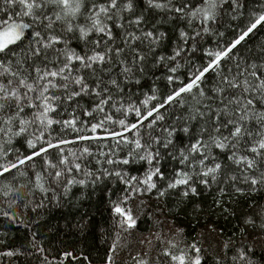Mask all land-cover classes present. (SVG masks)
<instances>
[{"label":"snow or ice","instance_id":"6c2138e0","mask_svg":"<svg viewBox=\"0 0 264 264\" xmlns=\"http://www.w3.org/2000/svg\"><path fill=\"white\" fill-rule=\"evenodd\" d=\"M232 3L234 8L241 7L239 0H232ZM221 6V0H0V161H5L0 163V177L6 178L7 173L14 169L19 171L25 165L34 167L29 162H35L39 157L43 171L33 172L34 182L41 191H47L45 177L60 182L66 173L74 169L81 171L80 163L70 162L64 155V146L108 138L115 139L117 146L132 144L134 147L118 160L111 158L116 149H110L103 154L108 157L105 164L127 165L137 162L138 158L148 165L140 179L135 176L125 179L126 173L107 168L101 172V176L115 175L125 183L127 191L124 199L114 204L118 231L105 264H116L120 234L136 227L137 218L127 206V200L133 196L155 190L157 197H163L168 190L180 188L184 197H196L201 194L198 186H203L204 190L215 186L214 207H219L223 213L229 209L224 207L221 197L229 192L245 194L264 190V46L261 55L255 58L236 60L234 51L264 25V12L251 14L247 26L240 29L239 35L226 47L207 50L205 55L210 59L204 65H193L187 83L175 76L181 66L177 58L189 56L190 51L196 50L197 37L212 32L210 25L215 24ZM171 21L177 22L181 43L171 55H163L156 49L167 39L168 33L160 31L157 25ZM180 24L185 27L180 28ZM73 40L82 42L80 51L71 46ZM12 45L18 47L12 48ZM153 57L155 65L165 67L169 73L166 77L169 84L179 81L180 86L150 108V101L156 100L157 96L146 97L141 102L146 109L142 113L135 104L125 106L121 94L126 93L125 85L140 84L139 77L145 74L147 62ZM222 62L231 63L232 67L224 71L226 64ZM209 72L220 77L211 90L213 95H208L201 87ZM84 97L95 98L90 110L85 108L83 111L85 116L94 119L95 114H101L102 118L96 119L95 123L80 120L75 107L70 119L53 117V113L59 115L73 103L80 107ZM187 98L195 104L189 108L179 128L165 127L163 138L157 136L145 140L140 135L141 126L152 128L165 119L161 109L174 101L183 106ZM112 110L122 113L124 118L114 120ZM129 113H134L138 120L128 123ZM195 120L201 122L199 134L190 137L193 141L190 144L179 147L175 141H183L177 137V131L188 134V122ZM145 121L148 123L144 124ZM109 123L116 124L120 130H109L106 128ZM54 124L77 133L88 124L92 133L102 130L105 135H78L72 140L45 139L44 132ZM30 128L40 132L35 139L28 140V146L34 151L7 160L8 151L4 145L11 143L14 137L27 134ZM129 132L131 138L127 135ZM161 149L166 150L178 165L167 178L166 187L157 186V181L166 179L160 167ZM214 149L223 154V160ZM53 150L58 155L57 160L49 159ZM92 154L88 147H83L79 155L71 153L75 160ZM20 174L27 175L26 172ZM87 174L94 177L93 182L100 179L94 173ZM71 183L83 184L84 181H65L66 186ZM0 195L13 197L9 207L24 198L19 187H0ZM249 207L255 208V203ZM0 214L13 223H23L8 212ZM243 224L245 227L238 229L244 237L239 247L233 243V237L228 236L221 241L214 257L206 255L207 249L199 241L187 245V252L174 255L171 249L177 247L176 243L165 240L159 232L155 238L168 245L163 255L175 264H208L209 260L214 264H258V248H264V207L247 216ZM179 231L182 233L183 229ZM208 231L215 232L216 229L210 224ZM220 233L223 234V229ZM249 235L251 240H248ZM31 241L40 253L44 252L35 233ZM0 243H3L2 236ZM152 243L151 238L141 241L144 249L132 257L135 264H151ZM21 254L19 249L0 251V258ZM71 255L64 254L65 258ZM44 260L47 262L46 256Z\"/></svg>","mask_w":264,"mask_h":264},{"label":"trees","instance_id":"16d2710c","mask_svg":"<svg viewBox=\"0 0 264 264\" xmlns=\"http://www.w3.org/2000/svg\"><path fill=\"white\" fill-rule=\"evenodd\" d=\"M221 2L222 6L218 9L216 22L214 25H210L212 32L204 34L202 38L197 37L196 50L190 51L189 56L184 59L177 58L181 66L175 76L184 83L188 82L193 65H204L210 59L205 55L207 50L226 47L239 35V30L247 26L251 14L264 12V0H239L241 5L239 8H234L232 0H221ZM193 26L195 27V23ZM157 27L160 31L167 32L168 36L156 51L163 55H171L181 43L177 22H161ZM184 27L183 24H180V28ZM185 30L191 31L190 29ZM191 43L192 41H189V44ZM81 44V41L73 40L71 46L80 51ZM262 46H264V25L258 27L238 46L237 50H234L237 53L235 59L260 56ZM11 47L17 48L18 46L12 45ZM222 64H226L224 71L232 67V64L228 62H222ZM168 74L165 67L155 65L154 57L150 58L145 74L139 77L140 84L125 85L126 93L121 94L124 105L135 104L140 107L143 113L146 109L141 106V102L146 97L157 96L156 100L150 101L149 108L162 101L173 89L180 86L179 81L170 85L166 78ZM105 78H107V74H105ZM219 78L213 72H209L205 76L204 82L201 84L205 93L213 95L211 90ZM94 99V97H84L80 101V107H76L73 103L67 106V111H60L59 115L56 113L52 115L59 120L70 119V113L75 107L76 115L80 120L95 123L96 119L102 118L101 114H95V119L83 114L85 108L90 110ZM194 104L195 101L191 98L185 99L183 106L174 101L166 109H161L165 113V119L158 121L152 128L141 126L140 135L145 140H151L157 136L163 138L166 136L164 128L173 126L179 128L183 117L188 115L189 108ZM26 111L28 110L26 109ZM111 114L114 120L124 118L122 113L115 110H112ZM137 120L138 117L134 113L127 115L128 123H134ZM147 123L148 121L144 122V124ZM200 124L199 120L188 122L190 128L188 134L177 131V137L183 141V143H180L179 140L175 141L177 145L183 147L185 144L193 142L190 137L199 134ZM77 126L80 127L79 123ZM106 128L120 130L116 124L111 123L107 124ZM38 135L40 132L36 128H30L27 134L14 137L11 143L5 144V150L8 151L7 160H15L17 156H27L34 151L28 146V140L35 139ZM78 135L104 136L105 133L102 130L92 133L88 124L83 126L80 133L74 132L70 128L64 129L57 124L52 125L44 132L45 139L56 137L72 140ZM127 135L129 138L132 137L131 132ZM83 147H88L93 154L75 160L71 153L79 155ZM133 147L132 144L117 146L115 139L112 138L84 140L64 146V155L68 156L70 162L80 163L81 171L74 169L71 173H66L60 182H53L51 177H45L44 188L48 189L47 191H41L34 182L33 172L43 171L39 157L35 162H29L34 167L25 165L19 171L14 169L13 172L7 173L6 178L0 177V187H19L24 197L9 207L8 203L13 197L0 195V212H8L23 221V223H13L8 217L0 214V236L3 238V243H0V251L19 249L22 253L15 257L0 258V264H105V259L109 254L108 250L116 240L115 232L118 231L116 228L117 217L113 211L114 204L120 203L127 195V191L125 183L115 175L101 176V172L107 168L109 171L116 170L126 173L125 179L131 176L140 179L148 165L138 158L137 162L127 165L105 164L104 161L108 157L103 154L108 153L110 149H116L115 155L111 158L118 160L124 158L127 153L132 151ZM213 151L223 160L222 153L215 149ZM161 157L160 167L166 179L157 181V186L166 187L167 178L173 174L178 165L166 154V150L161 149ZM49 159H58L55 150L49 155ZM2 162L5 161H0V163ZM224 163L230 162L224 161ZM69 167H71V163ZM48 171L52 170L48 169ZM21 172H26L27 175H21ZM89 172L100 176V179L93 182L94 177L89 176L87 174ZM73 179L83 180L84 183H71L66 186L65 181ZM224 187L227 190L228 185L225 184ZM198 191L201 193L199 196L184 197L181 189L177 188L168 190L163 197H157L156 191L153 190L151 193L128 199L127 206L131 208L133 216L137 218V223L134 229L120 234L115 256L116 264H135L132 257L143 252L144 246L141 241L146 238H151L153 241L150 252L151 264H175L169 257L163 255V251L168 245L155 238V234L158 232L165 240H172L176 243L177 247L171 249L174 255H179L181 251L187 252V245L199 241L203 248L207 249L206 255L214 257L219 251L221 241L226 240L228 236H232L233 243L239 247L244 237L240 235L238 229L245 227L243 221L247 216L253 215L264 207V190L245 194L229 192L221 197L224 207L229 209L228 212L223 213L219 207H214V200L217 197L215 186L210 190H204L203 186H198ZM253 203H255V208H250L249 205ZM257 222L259 223V221ZM210 224L215 227V232L208 231ZM81 225L85 227L82 229ZM180 229H183L182 233H180ZM221 229H223V234L220 233ZM33 233H35V239L39 246L44 249L43 253L33 247L31 241ZM251 239L252 237L249 235L248 240ZM65 253L72 255L65 258ZM45 256L47 262L44 260ZM84 257H87V260ZM256 258L258 264H264V248H258ZM208 264H214V262L209 260Z\"/></svg>","mask_w":264,"mask_h":264}]
</instances>
